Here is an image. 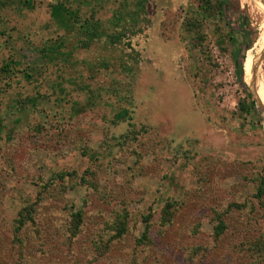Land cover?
Here are the masks:
<instances>
[{"label":"rangeland","instance_id":"obj_1","mask_svg":"<svg viewBox=\"0 0 264 264\" xmlns=\"http://www.w3.org/2000/svg\"><path fill=\"white\" fill-rule=\"evenodd\" d=\"M226 1L0 0V264H264V0Z\"/></svg>","mask_w":264,"mask_h":264},{"label":"trees","instance_id":"obj_2","mask_svg":"<svg viewBox=\"0 0 264 264\" xmlns=\"http://www.w3.org/2000/svg\"><path fill=\"white\" fill-rule=\"evenodd\" d=\"M140 2V5H142L144 0H138ZM31 3L29 2V6L32 7L30 5ZM227 4L226 0H220L219 2V6L223 9L224 6ZM51 18L52 20L61 28L64 30H74L78 25L79 29L85 34L89 35V39H96L99 37L100 33L99 32V24L97 21H94L91 19H86L82 22V19L80 18V14H79V10H72L70 9L69 6H67L65 3H58L56 5H52L51 6ZM245 19L243 18L242 20V24H245ZM230 25V24H229ZM111 39V44L112 45H117L119 43H121L122 41V34L119 35H112L110 37ZM65 39H60L58 40L59 43L53 44L52 46H49L48 49L52 50V52H54V46L55 47H63L65 44ZM245 57V56H244ZM12 63L14 65H18L16 61H12ZM13 64H6V69L10 68L11 65ZM244 62L243 61H239V59H236L235 62V67H236V73H237V79L239 81L240 86L243 88L245 95H246V99L242 100L240 102V112H242L243 114H250L251 112H259L262 113L263 110L261 109L262 107V103L259 99H257L255 97V95L257 96H261L260 91L263 88V83L261 81H257L254 85H253V92L255 93V95L253 94V92L248 88V86L245 84L244 81ZM6 73H8L7 77L8 79H11L10 74L11 71L10 70H6ZM261 76V74H260ZM7 79V85H10V82ZM6 81V80H4ZM258 83V84H257ZM256 90V91H255ZM259 91V92H258ZM258 113V114H259ZM130 117V112L129 110L125 109L121 112H119L118 114L115 115V119L114 122L118 123L120 121L125 120L126 118ZM3 127H2V121L0 119V138L1 135L3 133ZM261 190V189H260ZM74 217L76 218V220H80V214H75ZM121 233V231L118 230V235Z\"/></svg>","mask_w":264,"mask_h":264},{"label":"bare ground","instance_id":"obj_3","mask_svg":"<svg viewBox=\"0 0 264 264\" xmlns=\"http://www.w3.org/2000/svg\"><path fill=\"white\" fill-rule=\"evenodd\" d=\"M255 0H250V3L252 4V2H254ZM247 4V3H246ZM262 44H264V40H263V42H262ZM259 54H260V56H261V58L263 57V55H264V51L263 50H261L260 52H259ZM246 63H247V59H245V62H244V81H245V84L248 86V88L253 92V88L247 83V81H246V73H245V66H246ZM253 94L255 95V93L253 92ZM255 97L257 98V99H259L256 95H255Z\"/></svg>","mask_w":264,"mask_h":264}]
</instances>
